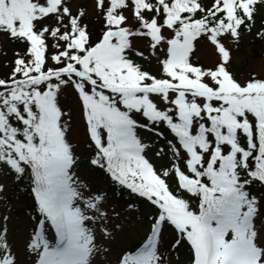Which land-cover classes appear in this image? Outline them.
Here are the masks:
<instances>
[{
    "label": "snow or ice",
    "instance_id": "obj_1",
    "mask_svg": "<svg viewBox=\"0 0 264 264\" xmlns=\"http://www.w3.org/2000/svg\"><path fill=\"white\" fill-rule=\"evenodd\" d=\"M92 12L99 28L70 0H0V35L18 48L0 77V264H174L182 247L187 264H264V77L240 82L224 43L264 41V0H93ZM201 43L215 65L193 61ZM81 168L135 200L111 204ZM25 182L18 219L9 189Z\"/></svg>",
    "mask_w": 264,
    "mask_h": 264
},
{
    "label": "rangeland",
    "instance_id": "obj_2",
    "mask_svg": "<svg viewBox=\"0 0 264 264\" xmlns=\"http://www.w3.org/2000/svg\"><path fill=\"white\" fill-rule=\"evenodd\" d=\"M73 11H76L78 7L84 6L89 13V22H94V14L92 12L93 0H70ZM258 26V25H257ZM93 27H100L99 22H94ZM3 36V35H1ZM3 40V39H2ZM253 35L243 34L239 42L235 40H225L224 43L226 47L230 50L231 60H230V71L234 76L240 81L245 82L250 77L255 75L257 78L264 77V56H254L253 49L256 47H261L259 41H257ZM138 45L139 50H144L146 55L148 52V39H140L135 41ZM194 56L200 60V66L210 67L215 65L218 59V54L216 53L214 47L210 44L201 43L198 45L197 50L194 51ZM150 68L153 72H156L159 75L157 65L155 60H152ZM62 103L66 106L65 109L73 110V119H72V135L71 141L73 145L80 151L84 153L86 149V144L84 141L85 133V124L80 118V113L76 109V103L72 96H66L63 98ZM84 144V145H82ZM111 204L116 205L118 208H123L122 205L110 202ZM17 204V203H15ZM148 214V213H147ZM15 215V214H14ZM149 215V214H148ZM18 219L22 216H16ZM142 216H138V213H135V219L130 221L129 227L126 229L131 233L130 242L133 245L138 244L145 235V229H147V219H143L141 222ZM27 233L23 231L22 227L14 229L13 242H19L22 246L23 239L26 237ZM51 238V237H50ZM115 257L109 256L107 259H104L102 256L97 257V264H113ZM174 264H187L183 260L173 259Z\"/></svg>",
    "mask_w": 264,
    "mask_h": 264
},
{
    "label": "trees",
    "instance_id": "obj_3",
    "mask_svg": "<svg viewBox=\"0 0 264 264\" xmlns=\"http://www.w3.org/2000/svg\"><path fill=\"white\" fill-rule=\"evenodd\" d=\"M264 15V14H262ZM261 22V17H257V25L259 27V24ZM98 28V27H96ZM3 39V40H2ZM259 41V44L261 47H256L253 49V54L254 56H264V41L257 40ZM0 49L5 51L7 53L6 56L0 55V77L5 76L9 69L5 65L8 63L9 59L13 57L14 52L18 51L17 44L15 42L10 41L8 38L5 36L0 35ZM193 61L197 63L198 65L201 63L198 58L194 56L193 53ZM66 111L68 109H65ZM72 121H70L71 123ZM84 145V144H82ZM87 147V146H86ZM79 174L81 175L82 178L90 181L94 187H99L105 191L108 192L109 194V201L120 204L123 207L126 206V203L129 200H135L134 197L130 196L127 191H121L120 186L112 185L109 183H106L104 180V177L100 173L96 174H89L84 168H81L79 170ZM9 196L13 203H17V207L14 209V214L15 216H24L27 214V205L31 204V195L29 191L27 190V182H25L24 185L20 186H12L9 189ZM138 205L140 204L139 201H135ZM138 216H142L143 219H148V214L144 211L143 206H140V211L137 212ZM188 256H189V251L187 248L182 247L178 250V260H183L185 262L188 261ZM173 259H177V252L172 253Z\"/></svg>",
    "mask_w": 264,
    "mask_h": 264
}]
</instances>
